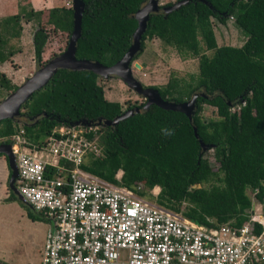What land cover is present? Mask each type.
<instances>
[{
    "label": "trees",
    "instance_id": "1",
    "mask_svg": "<svg viewBox=\"0 0 264 264\" xmlns=\"http://www.w3.org/2000/svg\"><path fill=\"white\" fill-rule=\"evenodd\" d=\"M82 1L75 56L111 66L132 44L137 27L134 14L147 0ZM173 4L167 2L149 15L141 50L133 61L142 54L145 41L152 39L179 54L199 56L197 77L189 81L172 77L162 87L151 86L163 99L177 103L203 93L205 97H197L191 120L182 112L157 105L144 108L145 103L123 109L120 102L105 98L97 74L59 69L22 105L21 129L27 146L41 147L45 139L56 135L52 130L61 124H99L101 153L89 156L82 165L85 171L130 189L140 187L139 194L147 198L159 188L154 197L158 205L207 228L223 224L241 227L253 213L248 190L264 210V0H191L171 12L162 11ZM47 11L45 23L70 39L72 6L64 3ZM42 13L31 11L22 16L30 22ZM230 19L245 36L240 47L217 45L213 20L225 26ZM20 21L18 15L3 20L0 64L15 54L5 49V35L20 37ZM48 39L49 31L39 24L32 37L36 69L49 61L42 58ZM202 47L212 52L211 56L202 54ZM0 87L12 92L18 88L1 71ZM203 105L216 109L215 119H204ZM134 107L139 112L113 127L103 125ZM17 121L0 122V143L12 144L20 130ZM194 127L208 149L201 148ZM211 149L219 164L217 170L205 157ZM209 182L212 184L208 187H194ZM23 204L29 218L37 220L34 211ZM254 226L255 233L260 234L262 227Z\"/></svg>",
    "mask_w": 264,
    "mask_h": 264
},
{
    "label": "built area",
    "instance_id": "2",
    "mask_svg": "<svg viewBox=\"0 0 264 264\" xmlns=\"http://www.w3.org/2000/svg\"><path fill=\"white\" fill-rule=\"evenodd\" d=\"M98 129L61 124L41 147L27 146L23 129L14 137L16 188L50 225L40 264H264V214L207 228L141 196L140 187L85 171L101 153Z\"/></svg>",
    "mask_w": 264,
    "mask_h": 264
},
{
    "label": "rangeland",
    "instance_id": "3",
    "mask_svg": "<svg viewBox=\"0 0 264 264\" xmlns=\"http://www.w3.org/2000/svg\"><path fill=\"white\" fill-rule=\"evenodd\" d=\"M66 2L69 3V6H72L73 0H0L1 32H4V18L12 15H18L21 18L22 31L20 37H8L4 34L7 39L5 49L7 51L13 50L15 54L11 59L0 64V71L5 73L15 86L19 87L25 79L37 70L35 69L36 61L33 54L32 37L39 24L45 26L49 31L45 53L42 55L44 61L50 60L52 55L62 53L67 48L69 37L66 34L54 32L52 26L45 23L48 17L47 10L62 6ZM167 2L176 3L177 0H158V5L163 6ZM31 11H43V13L41 16H34L32 21L27 22L22 15ZM213 24L218 46L240 47L244 43L245 36L234 26L232 19L225 26L215 20H213ZM4 35L2 34V36ZM202 54L211 56L212 52L206 51L202 47ZM198 57L190 54H179L174 48L163 44L158 39L146 40L142 54L132 62L133 76L144 87H162L172 77L189 81L198 75ZM134 63H138L141 68H135ZM111 78L112 80H110ZM99 84L104 89L105 98L109 101L120 102L123 109H126L129 105H139L146 102L143 96H138L131 88L130 90L127 84L118 77H100ZM11 92L8 88L0 87V102ZM22 111L20 109V112ZM202 115L204 119H215L216 109L203 105ZM17 120L20 128L24 119L17 117ZM12 141L14 143L15 140ZM205 157L213 170H217L219 164L215 161L212 149L206 151ZM121 174V171L118 172L116 178L119 179ZM8 179L9 169L5 159L2 169H0V264H40L45 237L50 228L49 222L35 212L34 215L37 220L29 218L23 202L9 189ZM211 184L212 182L198 185L208 187ZM158 193L159 188L153 189L151 192L152 197L148 199L154 201V197ZM247 193L253 202L252 215L255 213L264 214L262 205L257 203L253 192L248 190ZM11 195L14 196L11 197Z\"/></svg>",
    "mask_w": 264,
    "mask_h": 264
},
{
    "label": "water",
    "instance_id": "4",
    "mask_svg": "<svg viewBox=\"0 0 264 264\" xmlns=\"http://www.w3.org/2000/svg\"><path fill=\"white\" fill-rule=\"evenodd\" d=\"M191 0H180L174 3L172 6L164 7L162 11L165 13L171 12L180 8L182 5L187 4ZM205 4H210L203 1ZM158 0H147V2L137 10L134 14V18L137 20V27L132 35V44L126 53L111 66H104L100 62L90 61L86 59H77L76 44L81 34V18L84 8L82 0H73V30L68 41L67 48L58 56L50 59L44 66L40 67L34 74L25 79L16 90L11 92L4 100L0 102V122L4 119H15L20 115V109L25 101H27L34 92L41 89L46 85L51 76L59 69L71 70V71H90L97 74L99 77H118L121 81H124L129 88H131L138 96H143L146 99L144 108H148L150 105H157L165 110H172L184 113L190 120L192 119L193 110L197 97H205L203 93L194 94L189 100L184 102H173L163 99L157 89L152 87H144L140 81H138L132 72V61L134 57L141 50V37L146 30L147 21L151 13L159 11ZM135 68H141L138 63L133 64ZM135 112H139L138 109H130L125 111L120 116L116 117L112 121H105L104 126H115L119 121L124 120L132 116ZM85 124V121L77 122ZM195 137L200 142V146L203 150L208 149V146L201 142L198 138V134L194 127ZM0 154H2L7 162L8 169L10 171L8 179L9 189L18 197V199L24 203L23 198L19 194L16 188V180L18 176V170L16 167L15 154L13 153L11 144L0 143ZM195 188H200L197 184Z\"/></svg>",
    "mask_w": 264,
    "mask_h": 264
},
{
    "label": "crops",
    "instance_id": "5",
    "mask_svg": "<svg viewBox=\"0 0 264 264\" xmlns=\"http://www.w3.org/2000/svg\"><path fill=\"white\" fill-rule=\"evenodd\" d=\"M69 3H65V5H68ZM5 161V158L3 156L0 157V169H2L3 162Z\"/></svg>",
    "mask_w": 264,
    "mask_h": 264
},
{
    "label": "flooded vegetation",
    "instance_id": "6",
    "mask_svg": "<svg viewBox=\"0 0 264 264\" xmlns=\"http://www.w3.org/2000/svg\"><path fill=\"white\" fill-rule=\"evenodd\" d=\"M35 69H36V67H35ZM38 69H39V68H38ZM38 69H37V70H38ZM37 70H36V71H37ZM36 71H35V72H36ZM35 72H34V73H35ZM110 80H112V78H111ZM137 80H138V79H137ZM138 81H139V80H138ZM123 82H124V81H123ZM124 83H125V82H124ZM125 84H126V83H125ZM141 84H142V83H141ZM128 88H129V87H128ZM129 89H130V88H129ZM130 90H131V89H130ZM142 103H146V102H142ZM135 105H137V104H135ZM139 105H140V104H139ZM133 109H138V110H139L138 107H134Z\"/></svg>",
    "mask_w": 264,
    "mask_h": 264
},
{
    "label": "clouds",
    "instance_id": "7",
    "mask_svg": "<svg viewBox=\"0 0 264 264\" xmlns=\"http://www.w3.org/2000/svg\"><path fill=\"white\" fill-rule=\"evenodd\" d=\"M20 129H21V127H20ZM20 131V130H19ZM18 134V133H17ZM11 146H12V144H11ZM3 156V155H2Z\"/></svg>",
    "mask_w": 264,
    "mask_h": 264
}]
</instances>
